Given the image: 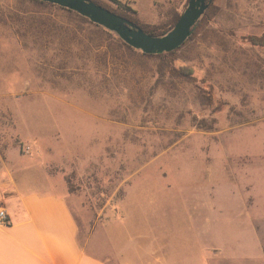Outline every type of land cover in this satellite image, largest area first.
I'll return each mask as SVG.
<instances>
[{
  "label": "rangeland",
  "instance_id": "rangeland-1",
  "mask_svg": "<svg viewBox=\"0 0 264 264\" xmlns=\"http://www.w3.org/2000/svg\"><path fill=\"white\" fill-rule=\"evenodd\" d=\"M119 1L151 29L188 2ZM208 8L171 57H147L72 11L0 0V167L61 173L81 244L94 232L111 263L125 232L114 245L169 238L172 262L264 264V46L246 40L264 38V0Z\"/></svg>",
  "mask_w": 264,
  "mask_h": 264
},
{
  "label": "crops",
  "instance_id": "crops-1",
  "mask_svg": "<svg viewBox=\"0 0 264 264\" xmlns=\"http://www.w3.org/2000/svg\"><path fill=\"white\" fill-rule=\"evenodd\" d=\"M22 157L0 167V207L6 210L9 221L0 227V264H206L203 253L193 248L188 252L191 258L170 261L173 256L165 248L170 239L164 245L157 235L151 245L146 242L150 238L140 242L138 236L128 238L125 245H114L125 232L111 243L110 256L115 263L109 262L96 254L97 246L108 245L94 232L81 244L79 224L70 204L72 194L62 174H50L44 165L20 166ZM32 169L36 179L28 173Z\"/></svg>",
  "mask_w": 264,
  "mask_h": 264
},
{
  "label": "water",
  "instance_id": "water-1",
  "mask_svg": "<svg viewBox=\"0 0 264 264\" xmlns=\"http://www.w3.org/2000/svg\"><path fill=\"white\" fill-rule=\"evenodd\" d=\"M58 6L88 19L92 24L114 33L124 44L146 55L171 53L193 34L209 6L207 0H188L173 28L161 36L145 33L128 19L90 0H32ZM211 1V0H210Z\"/></svg>",
  "mask_w": 264,
  "mask_h": 264
},
{
  "label": "trees",
  "instance_id": "trees-1",
  "mask_svg": "<svg viewBox=\"0 0 264 264\" xmlns=\"http://www.w3.org/2000/svg\"><path fill=\"white\" fill-rule=\"evenodd\" d=\"M30 2L36 4V5H48L47 3H42V2H36V1H32V0H29ZM98 5H101L102 7L108 9V10H111L112 12L128 19L129 21L133 22L135 25H137L138 27H140L145 33H148V34H151V35H154V36H161L163 34H165L166 32L170 31L171 28L175 25V23L177 22L180 14L179 13H173V15H171L170 17V21L167 25L166 28H156V29H151L149 27H146L145 25L143 24H140L138 19H137V13L131 9L129 7L128 4L126 3H122L121 1L119 0H110L115 6H116V9H113V8H110L102 3H100L99 1L97 0H90ZM207 2L210 3V0H207ZM209 7V6H208ZM209 11V8L206 9V11L204 12V14L202 15V17L200 18V22L201 20H203L207 13ZM246 40L251 43L252 45H255V46H264V38L263 37H255V36H248L246 37ZM117 41L128 51H133V48L127 46L126 44H124L122 41H120V39H117ZM178 50V49H177ZM176 50V51H177ZM175 51L171 52V53H164V54H160V55H146V54H143V53H140V55L142 56H147V57H151V56H157V57H171L173 54H174ZM139 54V53H137ZM177 73L181 76H185V77H191L194 73L193 69L191 67H188V66H181L179 67V69L177 70ZM209 98L211 99V96L209 95Z\"/></svg>",
  "mask_w": 264,
  "mask_h": 264
},
{
  "label": "built area",
  "instance_id": "built-area-1",
  "mask_svg": "<svg viewBox=\"0 0 264 264\" xmlns=\"http://www.w3.org/2000/svg\"><path fill=\"white\" fill-rule=\"evenodd\" d=\"M8 215L6 210L0 207V227L6 226L8 224Z\"/></svg>",
  "mask_w": 264,
  "mask_h": 264
}]
</instances>
